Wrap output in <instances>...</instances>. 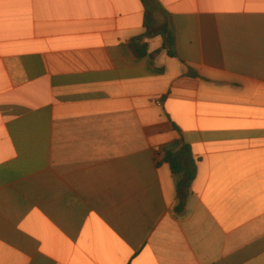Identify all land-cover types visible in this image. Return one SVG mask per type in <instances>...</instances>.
<instances>
[{"label":"crops","instance_id":"1","mask_svg":"<svg viewBox=\"0 0 264 264\" xmlns=\"http://www.w3.org/2000/svg\"><path fill=\"white\" fill-rule=\"evenodd\" d=\"M0 264H264V0H0Z\"/></svg>","mask_w":264,"mask_h":264},{"label":"trees","instance_id":"2","mask_svg":"<svg viewBox=\"0 0 264 264\" xmlns=\"http://www.w3.org/2000/svg\"><path fill=\"white\" fill-rule=\"evenodd\" d=\"M160 163L169 164L174 177L177 179L179 197L177 213L181 214L197 173V164L192 150L188 144L177 141L164 150V156Z\"/></svg>","mask_w":264,"mask_h":264}]
</instances>
